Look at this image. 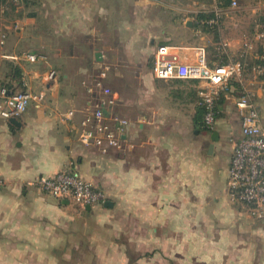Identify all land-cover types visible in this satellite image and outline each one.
<instances>
[{
    "label": "crops",
    "instance_id": "0c3cea01",
    "mask_svg": "<svg viewBox=\"0 0 264 264\" xmlns=\"http://www.w3.org/2000/svg\"><path fill=\"white\" fill-rule=\"evenodd\" d=\"M232 1L0 3V55L51 51L42 65L19 62L24 85L12 82L14 90L46 89V101L32 103L17 123L0 117V264H264V221L233 203L227 185L232 139L241 135L237 82L219 100L213 131L203 124L205 82L157 79L152 69L117 72L114 85L111 72L105 80L120 95L116 111L129 120L121 149L86 148L65 121L66 111L84 100L81 80L89 68L109 63L116 50L130 54L150 42L155 53L168 44L180 61L193 63L200 47H215L169 42V30L182 24L209 40L198 27L200 14L220 12L219 39L236 57L264 18V0ZM253 41L252 51L264 52V38ZM28 42L46 44L37 50ZM8 63L14 61L4 60L6 73ZM50 69L54 80L45 78ZM252 87L264 124V84ZM70 161L103 191V202H60L30 183Z\"/></svg>",
    "mask_w": 264,
    "mask_h": 264
},
{
    "label": "built area",
    "instance_id": "2783aa9c",
    "mask_svg": "<svg viewBox=\"0 0 264 264\" xmlns=\"http://www.w3.org/2000/svg\"><path fill=\"white\" fill-rule=\"evenodd\" d=\"M17 1V0H14ZM236 5L235 0L232 1ZM221 14L207 20L209 25L219 26ZM253 38L245 42L236 57L228 52L225 41L218 43L223 59L211 60L205 47L198 49L197 60L185 63L171 53L173 46L160 44L154 53L152 72L155 78L170 80L196 79L205 82L200 89L201 105L204 107V124L213 131L217 124V104L221 96L238 83L236 108L241 125V135L232 139L233 150L227 173V185L233 203L245 207L250 217L264 221V124L256 104L254 83L264 84V52L252 51L254 39L264 38V18H258L253 26ZM254 52V61H248L249 53ZM11 59L19 64L26 61L39 66L49 61L47 53L22 51L15 55H0V117L10 120L20 117L34 103L40 106L46 101L47 91L41 89L14 90L10 78L4 72V60ZM112 66L101 62L92 65L81 80L84 100L65 113V121L71 123L78 142L101 153L121 149L125 142L128 118L116 111L120 99L117 90L106 83ZM55 69L46 72L45 78L54 80ZM247 83H250L249 86ZM31 184L58 201H69L82 206L98 204L105 196L101 189L85 179L69 162L52 176L40 175ZM4 180L0 176V185Z\"/></svg>",
    "mask_w": 264,
    "mask_h": 264
},
{
    "label": "rangeland",
    "instance_id": "374dc122",
    "mask_svg": "<svg viewBox=\"0 0 264 264\" xmlns=\"http://www.w3.org/2000/svg\"><path fill=\"white\" fill-rule=\"evenodd\" d=\"M15 2V1H14ZM200 32L202 33H208L210 39L207 40L206 39V35L203 34H195L194 31L187 29L184 24L180 25V26H176L174 29L169 30L168 35L171 37V39L169 40V42H175L176 39H183V40H191V39H196L198 42H216L219 39V35L214 33V32H207L202 30L201 28ZM203 35V36H202ZM212 39V40H211ZM30 43L33 48H29V49H37V50H41L44 47L38 46V45H45L46 42H28ZM210 47L205 46V49L208 51V54L211 57H213V52H214V47H212V45H209ZM39 47V48H38ZM151 48V44L150 42H146L145 46H143V48H136L131 50L132 52L130 54H128L126 52L125 48H121L119 50H116V52L114 51V53L112 54L113 56H110V61L109 64L112 66L111 68V79L112 81H110L113 85L115 83H113L114 80V76L117 74V72H121V71H130V70H136V69H145V70H149L153 68L154 65V53L151 52V50L149 48ZM47 48V47H46ZM138 49V51H137ZM46 50H48L49 56L51 57V51L49 50V48H47ZM63 51H66L64 53V55H69L67 52V48L66 50L64 49ZM47 53V54H48ZM7 68V66H6ZM109 85V84H108Z\"/></svg>",
    "mask_w": 264,
    "mask_h": 264
},
{
    "label": "trees",
    "instance_id": "16d2710c",
    "mask_svg": "<svg viewBox=\"0 0 264 264\" xmlns=\"http://www.w3.org/2000/svg\"><path fill=\"white\" fill-rule=\"evenodd\" d=\"M220 2H224V3H230L232 0H218ZM10 2V3H9ZM0 3L2 4H12V0H0ZM216 12H210V13H206V14H200L198 16V27L201 28L202 30L204 31H207V32H214L216 34H219L218 33V26H215V25H209L207 23V20L212 18L213 16H215ZM263 19V18H262ZM221 40L218 39V41H216V46L214 47V52H213V57H211V60H217V59H223V61H226L227 60V56L226 55H222L218 48V43L220 42ZM7 73L5 72V76L6 78H10L11 82L13 81H17L19 83L20 86H23L24 85V82L22 81V72H21V69L18 67V64L16 63H8L7 65ZM222 97V96H221ZM220 101H221V98H220ZM201 109H202V113H203V117H204V112H205V109L204 107L201 105ZM217 109H218V115H219V102L217 104ZM218 115H217V118H218ZM203 124H204V120H203ZM204 127L205 129L206 126L204 124ZM208 130V129H207Z\"/></svg>",
    "mask_w": 264,
    "mask_h": 264
},
{
    "label": "water",
    "instance_id": "95a60500",
    "mask_svg": "<svg viewBox=\"0 0 264 264\" xmlns=\"http://www.w3.org/2000/svg\"><path fill=\"white\" fill-rule=\"evenodd\" d=\"M188 25L192 26V22H189ZM96 57H97L98 59H100V52H98V53L96 54ZM10 121H11L12 123H17V118H12V119H10ZM216 135H217V132H215L214 137H215Z\"/></svg>",
    "mask_w": 264,
    "mask_h": 264
}]
</instances>
